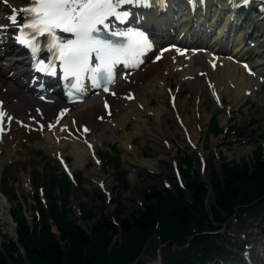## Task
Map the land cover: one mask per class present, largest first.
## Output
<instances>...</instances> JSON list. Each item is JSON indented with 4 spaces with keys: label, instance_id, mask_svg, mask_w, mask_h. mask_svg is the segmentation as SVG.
<instances>
[{
    "label": "rangeland",
    "instance_id": "rangeland-1",
    "mask_svg": "<svg viewBox=\"0 0 264 264\" xmlns=\"http://www.w3.org/2000/svg\"><path fill=\"white\" fill-rule=\"evenodd\" d=\"M167 80L170 84H173L175 77L177 75L169 74L167 76ZM182 89L180 90V96H184L188 93L187 88L182 83ZM264 91V85L262 88L255 90L254 96H250L249 98H245L244 101L234 107H230L229 113L224 112V110L216 109L214 110L213 102L210 100V97L206 93H204V102L203 107L205 108L206 113H208V117L214 116L216 119L217 126L222 129L220 133L217 129L214 132V135H208V132L213 129L215 124L208 125L209 118H207L204 126V130L200 133L198 141L202 144L206 156L204 155L205 159H207V166L210 169V165L213 164L219 165L220 163H226L227 165H232L236 163V161L241 160L248 169L251 170L254 167L253 163V155L256 152L257 145H262V139L264 140V136H259V133H264V95L262 94ZM190 93V92H189ZM150 97V95H148ZM192 96L189 95V102L192 101ZM188 98H186L188 100ZM225 102L230 103L229 99L224 95ZM151 105L153 107L159 106V101L150 97ZM224 116V121L221 122L220 117ZM163 121H161L160 125H162V129L166 132L165 136L169 140L170 144L167 150L164 148L163 143L158 142L151 143L150 140L143 138L139 133L134 132L132 129V124L129 121H126L125 130L129 133L130 136V145H132L138 152L143 155L146 160L152 161L153 165L156 166L154 168H149L148 170H144L145 168L142 166H135L136 163L132 156L127 152V155H124L123 145L119 142L118 139L114 138V140L103 139L101 142L95 144L98 149V155L101 157V161L98 165L92 163L88 158L85 156V163L83 166L74 167V157L70 156V151L68 152L67 148H64V153H66L70 158L69 160L70 166H72L73 173H76V179L79 181L78 185H72L68 188V196H70V203L73 216L76 217L78 213L76 212V204L80 202L81 211L82 209L88 208L87 217L82 221L79 222L82 226L89 228L92 225V222L95 218H97L100 213H107L109 211L112 212L115 209L116 203L113 201L116 196H119L120 200V211L116 217H128L131 214L132 210L135 207H139V204L143 201L142 195L144 190L147 189L149 185H160V183H174L170 176V162L171 159H175L177 162L178 168L182 167L181 170L184 172L191 171L192 169L200 175V172L196 171L195 166L197 164L194 163L193 159L191 158L190 154L192 155V148L188 147L185 142H183V138L180 134L175 133V129L172 126V121L162 115ZM252 118L254 122L250 123L248 127L243 128V124L247 121V119ZM227 119V120H226ZM168 125L166 126V124ZM228 127H227V126ZM101 129V125H96L94 131H99ZM207 129V130H206ZM106 134H109V130H106ZM115 132L118 135H121L122 131L120 128H115ZM216 142V143H215ZM213 149H212V144ZM111 148V152L102 151L99 147H107ZM215 149V150H214ZM168 150H175V155L168 159L162 158V153L167 152ZM70 153V154H69ZM189 154L190 160L185 161V154ZM110 155V156H109ZM111 157H116L115 159ZM264 158V155H263ZM165 161V163L163 161ZM135 163H134V162ZM49 165L52 171L51 174L58 173L59 168L54 167V159L52 158V154L47 152L45 149L41 147L38 143H35L34 138L28 137V140L25 142L22 139L18 138V141L15 145L9 147V150L5 148L0 151V169H1V176H0V190L1 194L4 195L5 202L2 203L6 206L3 208L0 206V235L5 237H10L15 240V230L16 225L14 226L13 220L16 221V216L12 214L14 209H17V205L13 199L9 201V205H13L8 212V199L13 197V190L15 192V196L21 202V213H24L26 217V223L30 222L31 216L35 212V205L33 204L31 198V182H29V177H38V184L35 186V191L38 195L42 196L40 191L41 187L42 192H44V184L42 180H40L41 176L48 175L47 172ZM221 166V165H220ZM134 168V169H131ZM207 168V170H208ZM113 169L114 172L117 173L118 171H122V176L124 178L123 184L119 178L113 177ZM77 170V172H76ZM101 175L102 179L104 178L103 182L105 186L110 190V196H113L115 192V187L118 186L119 191H117L116 195L113 197L112 201L108 199V202L102 201V199L95 193L96 186H95V178ZM208 177V174L205 175ZM223 175L219 176L222 179ZM100 178V177H98ZM211 182V179H209ZM41 184V185H40ZM54 193V192H53ZM103 196V195H102ZM145 201V199H144ZM213 201V198L210 197L209 202ZM1 202V201H0ZM66 203V202H64ZM1 204V203H0ZM144 204V202H143ZM57 210L60 212L62 207L61 204H57ZM66 207H69V214L71 212L69 203H66ZM46 208V207H45ZM43 207V209H45ZM45 212V211H44ZM79 212V215L81 214ZM11 213V214H10ZM72 219V217H71ZM257 220H252V224L250 227H246V234L248 236L245 237L246 241H256L260 239V244L255 242L253 243V248L257 251L256 257L257 259L254 261L256 264H264V234L258 236V227H260V223L256 227L254 223ZM46 222L48 226H50V231L52 232V227L57 226L54 224L52 215H46ZM69 222L76 223L74 219L70 220ZM34 225V222H33ZM90 225V226H89ZM29 226V225H28ZM243 226V225H242ZM38 231L37 224L33 227ZM29 226V231H30ZM254 234H257L255 236ZM7 240V239H6ZM5 242V240H3ZM147 245L146 248L141 251L139 254L138 261L141 264H152L154 261L150 260L154 256V250L151 251V247L155 244V247L158 245L156 241L152 239L146 241ZM2 245V242L1 244ZM250 249V250H251ZM248 250V249H247ZM17 251V250H16ZM249 251V250H248ZM254 254V253H251ZM258 255V256H257Z\"/></svg>",
    "mask_w": 264,
    "mask_h": 264
},
{
    "label": "trees",
    "instance_id": "trees-1",
    "mask_svg": "<svg viewBox=\"0 0 264 264\" xmlns=\"http://www.w3.org/2000/svg\"><path fill=\"white\" fill-rule=\"evenodd\" d=\"M261 136H264L261 133ZM253 155L254 167L248 169L241 160L232 165L221 164L222 179L214 173L210 165L209 174L214 196V204H209V213L203 208V196L206 186L198 179V175L184 173L185 186L190 193L189 199L183 197V191L175 186V190H169L160 185H149V192H143L145 199L142 209H134L128 217H117L120 226L117 228L104 213L94 219L89 233L75 222L70 223L71 214L69 207H66V199L69 183L63 174L59 177H50L46 182L47 207L45 212L41 204H38L39 218L38 231L26 224L22 213L21 205L17 202L16 214V238L17 242L26 249L25 255L12 256L16 251V245L8 239L4 245V252L0 251V264H139L138 254L147 240L155 241L152 236V225L158 221L157 232L159 240H164L162 253L166 264H188V251L196 244L204 246L207 243L215 244L212 238L207 235H195L185 248L180 251L171 249V244L180 245L184 242L185 236L194 231L213 230L222 222L227 221L230 214L238 219L240 213L253 216L258 215L261 210V217L264 219V145H257ZM187 159V157H186ZM117 177L123 184L124 178L121 172ZM120 183V185H121ZM58 184L61 187L62 207L59 212L55 202V194L52 186ZM100 198L98 191L95 192ZM261 196V197H260ZM257 199L249 204L251 200ZM116 206L114 209L117 216L120 211V200L117 195L113 199ZM248 204V205H247ZM248 207H247V206ZM81 208V206H80ZM87 209H82L83 219L87 217ZM46 215H52L54 224L57 226L58 238L50 231L46 222ZM260 217V218H261ZM34 226V225H33ZM119 230L120 238L108 244L111 233ZM145 244V245H144ZM152 245L151 251L154 250ZM146 247H144L145 249ZM211 249V247L205 248Z\"/></svg>",
    "mask_w": 264,
    "mask_h": 264
},
{
    "label": "bare ground",
    "instance_id": "bare-ground-1",
    "mask_svg": "<svg viewBox=\"0 0 264 264\" xmlns=\"http://www.w3.org/2000/svg\"><path fill=\"white\" fill-rule=\"evenodd\" d=\"M13 3H19L20 0H9ZM257 4L264 6V0H252ZM4 10V7L0 3V12ZM216 14H212L214 16ZM242 15L244 14H225L222 19L224 22L233 20L236 24H240L242 21ZM249 16V15H246ZM193 23L189 26V31L192 32L197 24V19H193ZM155 23L161 24L158 20H154ZM168 27H171L172 21H165ZM252 29H257L261 31L260 35H255L252 38L250 32L246 27ZM237 30L239 33L250 34L247 36V43L250 41L258 40L259 42H264V20L250 17L248 19L247 25H241ZM231 31V28L229 29ZM178 33V31H177ZM192 41L195 39L192 37ZM7 44H0V48H8ZM12 47H10L11 49ZM220 46L209 45V47L204 51H198L195 54H190L186 61L178 59L177 62L172 63L171 59L174 57L170 55V51H165L162 58L154 63L147 62L144 68H139L131 74H127L124 78H118L114 85L116 90L115 95L112 97L107 96L111 105L109 108V116H106L103 109L101 108L100 99L95 96H90L79 104H73L66 115L62 118L61 123L69 125L70 117L74 118L75 124L79 125L84 123L88 126V133L85 136L89 140H94V142H99L103 138L109 137L106 134V130H109L111 134L114 133V129L119 127L122 130V137L116 134L120 143L123 145L124 155L127 152L133 157L136 164L144 167L145 169L154 168L152 161L146 160V158L138 152L132 145H130V134L126 132L124 128V121L130 120L132 123V129L134 132L139 133L143 138L150 140L151 143H158L166 140V143H170L165 136L166 132L162 129L160 125L163 119L162 115L168 117L172 121V126L175 129V133L180 134L186 143L190 144L192 148V153L195 155L194 162H202L206 152L202 144L198 141L200 133L204 130L205 122L208 117L205 108L203 107L204 93L209 92V88L205 86L203 80V74L208 76L210 85L216 86L221 92L224 91L225 95L231 100L230 107H234L243 101L246 94L245 90L249 89L248 95L254 96L255 89L264 83V64L258 65L256 68V75L254 77L244 73V68H241L236 63H229L223 54L213 58L214 68H209L208 62L212 59L209 56L210 51H219ZM0 60L5 63V66L0 65V99L3 100L1 106H6L9 110L14 111V113L23 114L27 108L32 107L35 104V96L32 94V90L28 87H24V83H21L14 76H7L5 68L11 64L15 66L18 65L17 62L13 61L11 56H0ZM252 64V62H250ZM177 64H181L182 68L176 70L177 78L176 83L184 81L187 87H189V92L192 93L193 100L189 102L186 98H177L173 106H169L166 93L165 84L167 83L166 76L169 72L177 67ZM166 74V75H164ZM262 76V81L259 83L257 81V76ZM132 90L134 92V97L131 100H122L121 94L123 92ZM154 96L155 99L159 101V106L153 108L148 103L150 100L147 94ZM61 99H53L52 102L46 103L44 107V114L55 111L61 104ZM140 103L138 107L137 104ZM101 115V129L100 131L94 133V127L98 124L96 121V116ZM224 116L220 117L221 122L224 121ZM227 120V119H226ZM163 121V120H162ZM166 124V123H165ZM168 123L166 124V126ZM16 126L15 122H10L7 126L8 130L4 131L0 136V144L3 147L13 144L18 137L13 132V127ZM19 134L24 135L29 131L22 128H17ZM40 131V143L43 148L50 152L61 149L63 146L69 147L71 155L74 159V167L83 166L85 163L86 149L80 141L74 140L72 138L66 139L63 137V131H53L52 134L48 133L46 129H38ZM106 131V132H105ZM205 131V130H204ZM37 133V132H36ZM35 132H30V134H36ZM59 138L56 142L55 139ZM20 139V138H19ZM165 143V144H166ZM216 143V142H215ZM212 144V149H213ZM167 150V149H166ZM215 150V149H214ZM175 150H168L162 153L163 159L173 158L175 155ZM206 156V155H205ZM163 161V160H162ZM165 163V161H163ZM169 165V162H168ZM204 174V170L202 172ZM104 180V178H103ZM3 208L6 206L2 203Z\"/></svg>",
    "mask_w": 264,
    "mask_h": 264
},
{
    "label": "snow or ice",
    "instance_id": "snow-or-ice-1",
    "mask_svg": "<svg viewBox=\"0 0 264 264\" xmlns=\"http://www.w3.org/2000/svg\"><path fill=\"white\" fill-rule=\"evenodd\" d=\"M0 2L7 3V0ZM141 2L142 0H29L28 6L13 8L6 19L18 29L20 35L16 38L19 43L30 48L33 54L39 50L40 38L46 37L48 51L53 53V60L60 61L66 78H76L73 87L79 88L85 72L92 74L90 78L93 83H96L97 74L102 75L105 72L109 82H112L114 64L123 60L127 66L151 50L152 45L143 33L111 31V18L123 23L129 16V12L120 10L125 4ZM7 27L8 25H0V30ZM58 31L73 38L64 40L57 34ZM101 31L110 32L114 37H127V47L116 46L108 40L100 39L97 33ZM93 54L100 61L94 68L89 67V58ZM48 69L55 74L52 61L48 65L41 63L38 67L39 71Z\"/></svg>",
    "mask_w": 264,
    "mask_h": 264
}]
</instances>
